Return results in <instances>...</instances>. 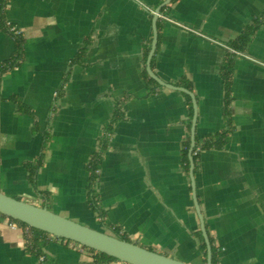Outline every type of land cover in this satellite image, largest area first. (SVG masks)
<instances>
[{
	"label": "crops",
	"instance_id": "0c3cea01",
	"mask_svg": "<svg viewBox=\"0 0 264 264\" xmlns=\"http://www.w3.org/2000/svg\"><path fill=\"white\" fill-rule=\"evenodd\" d=\"M166 1L6 3L4 22L22 33L26 54L21 67L0 75V192L99 231L116 229L167 257L207 264L196 198L219 264H264V0ZM159 8L151 69L169 87L155 81L157 88L142 71ZM1 22L0 65L16 50ZM256 25L235 51L231 44ZM231 58L227 120L222 67ZM170 86L193 93L196 111L189 95ZM186 96L196 143L232 129L221 149L194 147L189 170L182 159L191 141ZM45 138L30 178L26 164L40 160ZM97 154L103 219L88 205L87 165ZM37 242L31 249L0 215V264L92 262L76 243Z\"/></svg>",
	"mask_w": 264,
	"mask_h": 264
},
{
	"label": "water",
	"instance_id": "95a60500",
	"mask_svg": "<svg viewBox=\"0 0 264 264\" xmlns=\"http://www.w3.org/2000/svg\"><path fill=\"white\" fill-rule=\"evenodd\" d=\"M171 1L172 0H167L165 3L167 4ZM160 8L156 11L154 17V36L151 51L147 60V72L149 77L158 84L164 87H169L166 83L161 81L151 69V60L157 45L156 20L159 16ZM170 88L179 90L189 95L193 102L194 111H196V100L193 93L186 89L174 86H170ZM195 128L196 118L194 117L191 129V148L189 151V160L191 162H193L192 152L196 143ZM195 207L201 223V233L206 244V262L207 264H212V247L196 198ZM0 215L22 222L36 230L48 233L51 236L69 240L98 253L106 254L125 264H188L183 261L167 257L158 252L148 250L135 243L122 240L111 233L99 231L75 222L49 210L47 207L35 206L23 200L10 197L2 192H0Z\"/></svg>",
	"mask_w": 264,
	"mask_h": 264
},
{
	"label": "trees",
	"instance_id": "16d2710c",
	"mask_svg": "<svg viewBox=\"0 0 264 264\" xmlns=\"http://www.w3.org/2000/svg\"><path fill=\"white\" fill-rule=\"evenodd\" d=\"M9 0H1L0 3V21L1 22V27L5 30V32L15 41V46H16V50L15 53L13 55V57L0 65V75L5 74L7 72H10L12 70H15L19 67H21L25 61V46H26V41L24 40L22 33L21 34H13L11 33L7 27H6V23L4 22V8L6 6V3ZM264 24V20H262V22L260 24ZM258 25H256L255 27H249L245 30V32H243L241 34V36L234 42L231 44V47L238 52H241L245 46L250 42L252 35L255 33V31L257 30ZM149 51V49H148ZM148 55V52H147ZM233 62L234 59L231 58L227 61V64L223 65L222 67V77L225 80V91H226V97H225V109H224V115L227 118V120H230V112H229V105L231 102V98H229V92H230V80H231V75H232V69H233ZM142 76L143 78L149 83V84H153L155 85L157 88L159 87V85L153 81L149 76L148 73L146 71V69L144 68L142 71ZM187 88H190L188 85H186ZM187 100L189 103V119H188V123H187V130L190 133L191 131V121H192V117H193V109H192V104H191V100L188 96ZM22 110L25 113H28V111L24 108L21 107ZM231 126L230 121L228 122ZM232 127V126H231ZM232 129L229 128L227 129V131H225L222 134H216V135H210L207 137H204L201 141H197L195 148L197 147H201L204 151L206 150H210V149H221L224 146V137L227 136L229 134V132H231ZM44 145L42 148V152H41V157L40 160L34 164L32 163H27L26 167L30 173V178H34V176L32 174L36 173V171L38 170V168L41 166L43 157L45 155L44 150H45V146L48 142V139L45 138L44 141ZM191 148V141H190V137H188L183 145V150H182V159H183V165L185 166L186 170H189L190 168V162H189V151ZM194 159H196L197 157L194 156ZM101 155H93L87 165L88 171L91 174V183L89 185L88 188V205L89 208L95 212L98 217L100 219L104 218V212L100 206L99 200H98V196L95 190V185H96V181H97V170L99 169V164L101 162ZM4 218L10 220L11 222H15L17 224V226L19 227V229L23 232L24 238L27 242V244L30 245V248L33 249L35 245L38 244L37 239L39 236H47L49 238H52V236L48 233H45L43 231L40 230H36L22 222L19 221H15L11 218H7L5 216H3ZM113 235L122 239V240H126L128 242H131L124 234H121L119 231H117L116 229H113ZM197 237L200 241V247L203 253V257L206 258L207 257V250H206V244L204 242V238L202 236V233L199 231L197 233ZM61 241H66L67 243H70L68 240L65 239H61L58 238ZM211 242V247H212V264H219V253L216 250V248L214 247L212 241ZM81 246V245H80ZM85 249H87L90 253H92V262L91 264H109L112 262H118V260H116L115 258L108 256L106 254L103 253H98L92 249L86 248L84 246H81Z\"/></svg>",
	"mask_w": 264,
	"mask_h": 264
},
{
	"label": "built area",
	"instance_id": "2783aa9c",
	"mask_svg": "<svg viewBox=\"0 0 264 264\" xmlns=\"http://www.w3.org/2000/svg\"><path fill=\"white\" fill-rule=\"evenodd\" d=\"M6 27H7V29L11 32V33H13V34H21V32L17 29V27L16 26H14V25H12V24H10V23H8V22H6ZM198 152H200V149H197L196 150V152H195V154H197ZM97 173H98V170H97ZM8 220V219H7ZM8 222H9V226L10 227H12L13 229H15V228H17L18 226H17V224L15 223V222H11L10 220H8ZM52 238H54V239H56V240H60V239H58L57 237H54V236H52ZM64 243H67L66 241H63ZM70 243H72L71 241H70ZM74 243V242H73ZM77 244V243H76ZM42 259H44V258H42ZM116 263H118V264H125V263H122V262H116Z\"/></svg>",
	"mask_w": 264,
	"mask_h": 264
},
{
	"label": "rangeland",
	"instance_id": "374dc122",
	"mask_svg": "<svg viewBox=\"0 0 264 264\" xmlns=\"http://www.w3.org/2000/svg\"><path fill=\"white\" fill-rule=\"evenodd\" d=\"M111 234H113V233H111ZM69 241V240H68ZM70 242V241H69ZM72 242V241H71ZM79 245V244H78ZM80 246V245H79ZM82 246V245H81Z\"/></svg>",
	"mask_w": 264,
	"mask_h": 264
}]
</instances>
